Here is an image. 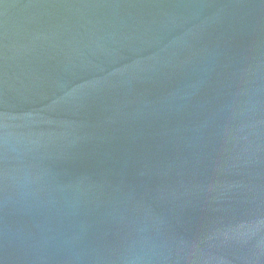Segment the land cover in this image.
<instances>
[{"label": "water", "instance_id": "water-1", "mask_svg": "<svg viewBox=\"0 0 264 264\" xmlns=\"http://www.w3.org/2000/svg\"><path fill=\"white\" fill-rule=\"evenodd\" d=\"M0 264H264V0H0Z\"/></svg>", "mask_w": 264, "mask_h": 264}]
</instances>
